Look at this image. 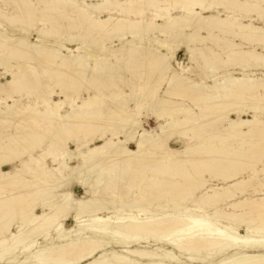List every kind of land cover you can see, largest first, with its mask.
Listing matches in <instances>:
<instances>
[{
  "label": "bare ground",
  "instance_id": "1",
  "mask_svg": "<svg viewBox=\"0 0 264 264\" xmlns=\"http://www.w3.org/2000/svg\"><path fill=\"white\" fill-rule=\"evenodd\" d=\"M38 1H44L49 5L51 12L57 11L64 17L69 16L70 13L75 14L77 21L73 19L76 23L72 27L80 33L95 35L93 42L99 45L98 50L114 54L115 62L120 65L138 64L140 70L145 72L142 77L143 80L148 81V87L146 86L147 88L136 95L137 107L130 117L119 113L122 106H117L116 109H112L111 114L105 115L96 104V100L100 97L99 93L96 94L95 99L72 107L71 112L65 115L57 110L62 109L60 103L55 102L54 106H51L46 99L43 100L45 111H39L31 105H26L16 112L13 111L14 105L6 104L5 111L0 108V125L14 124L15 129L13 135L5 137L0 134V156L5 163H12L15 160L21 163L20 170L0 176V262L4 264H201V262L202 264H264V198L251 196L241 201H231L237 191L243 194L240 188L247 187L245 184L249 182L234 183L232 180L236 170L233 175L223 171L216 172L214 178L220 177L226 182H232L222 192L211 186L207 177H204L205 169L209 165L201 164L199 160L202 153L211 148L209 144L220 135L216 133H211L208 137L196 135L203 124L215 119H211L214 117L211 116L212 114L208 117L205 111L234 99L236 93L249 91V85H254L256 88L254 90L264 97V78L253 79L249 75L224 76L223 79L212 84L199 83L187 78L191 83L184 84V79L171 72L175 55L169 56L162 52L163 49L177 52L178 49H173L172 44L183 40L184 44L189 46L186 42L188 37L204 41L207 37H214L216 33L243 38L248 45L255 42L264 45V27L257 26L256 19L250 15L257 14L258 21H264V11L258 7L264 5V0H90L92 3L82 0L84 6L79 5L75 0ZM16 2L21 6L30 3V0H16ZM33 10L23 9L22 14L28 17L35 13ZM149 10L153 13L148 12ZM221 10L226 13V17ZM243 11L245 15H241ZM103 14L107 16L102 18ZM1 17L3 13L0 11ZM5 18L8 20L9 17ZM28 22L31 27V21ZM57 22H54L55 25ZM56 29L55 27L54 30ZM201 32H206L208 36H202ZM158 33L165 38L157 37L154 41L157 47L150 45L153 41L150 39L151 35ZM102 36L119 38L126 40L127 43L119 48H106L107 40L99 42ZM66 37L68 41L82 39L85 42L83 39L85 37L80 35L76 37L69 34ZM96 39L99 43H96ZM145 40L146 43H140ZM234 46L223 49L222 52L210 51L208 48L199 51L203 63L210 70L206 75L207 78L212 75L210 73L217 74L230 64H239L245 71L251 67L264 69L262 52L257 51L256 48L245 47L243 44ZM0 48H2L0 67L7 64L3 62L4 59L8 60L10 55L15 54L31 66L46 64L56 68L58 75L66 74L70 79L75 78L83 87L86 83L82 82L84 77L112 75V67L106 57L101 55L87 57L81 54L79 49L70 50L71 55L68 56L63 53L62 47L57 49L54 46H37L29 37L11 38L1 32ZM91 61L95 64L94 68L90 65ZM12 69L10 67L8 70ZM120 69L124 68L120 66ZM125 69L130 74L135 71L129 67ZM10 75L12 76L10 82L0 84V95L6 87L17 86V89L21 87L23 90H31V87L23 84L15 73ZM138 75L141 76V72ZM66 78H63V88L69 80ZM36 80L38 82L39 79ZM40 83L37 85L43 87L42 92L47 93L42 81ZM91 85L94 90L98 88L92 83ZM88 86L90 87V84ZM165 86H167L165 91L167 96L162 97L159 94L165 90ZM35 90L37 91L36 88ZM252 92L251 94L254 93ZM10 96H6V99L2 98L0 104L3 101L7 102ZM73 96L74 93L71 97ZM37 97V99L42 98V95L38 94ZM252 99L254 98L251 97ZM189 100L193 102L196 110L187 104ZM209 104L212 108H206L207 110L204 111L203 107ZM150 110L164 122L149 131L146 129V124L150 118ZM236 110L232 107L222 111L221 118L236 114ZM24 112L31 115L26 116ZM144 112H149L144 116L146 120L143 117ZM203 117L206 118L205 121ZM104 126L107 133H111V139L85 150L82 146L90 143L86 141L76 145L75 151L72 150L71 143H75L76 140L85 141L92 129H101ZM245 126L251 128L249 133L253 136L254 134L258 137L264 136V121L256 116L253 121L243 118L238 122L229 121L227 137L235 138L236 135L239 140H245L246 134L241 131ZM189 131L194 132L191 140L195 144L181 151L174 150L171 143L182 138L181 136ZM234 133L238 134L234 135ZM200 140L202 143L198 144L197 141ZM45 144L48 145L43 148ZM36 151L41 152L39 157L33 155ZM216 151L214 149L215 154ZM26 155H29L28 160L24 159ZM253 155L257 154L253 153ZM254 156L250 153L246 157L250 159L248 163L252 164L249 169L252 178L257 179L261 173L264 174V163L262 156L260 159L257 158L259 160ZM49 161L52 165L48 163ZM75 162L76 165H72ZM261 165L263 169L259 170L257 167ZM27 176L29 179L26 178ZM257 181L256 183L262 184L264 188V180ZM208 186L211 187L207 193L197 198V194L207 190ZM78 189L83 191V194L79 193ZM7 193L9 195H6ZM178 198L181 200L177 201ZM189 199L203 210L206 214L204 217L170 212L171 203L175 202V205L179 206ZM223 206H228L231 211L227 212ZM42 208H45V211L39 213ZM156 209H159L161 214L157 213ZM107 212L112 215L110 219L103 218ZM135 213L151 216L141 219L135 216ZM16 214L20 215L23 226H16L18 219L15 217ZM70 221L75 225L63 226ZM47 239L48 245H44L42 240ZM152 242L168 246L169 249L160 247L153 250L146 249Z\"/></svg>",
  "mask_w": 264,
  "mask_h": 264
},
{
  "label": "rangeland",
  "instance_id": "2",
  "mask_svg": "<svg viewBox=\"0 0 264 264\" xmlns=\"http://www.w3.org/2000/svg\"><path fill=\"white\" fill-rule=\"evenodd\" d=\"M4 1L6 2V4ZM37 1L38 0H30L31 4L27 3L28 6H27V4H25V5L23 4L24 6L23 5L20 6V4H18L16 2V0H1L0 1V11H1V13H3V17L0 18V25H2V26H0V32L2 34H4L5 36H9L11 38L29 37L31 42L37 46H42V45L50 46V47L54 46L57 49L62 47L63 53L65 55H68V56L71 55L70 50H72V49H76V50L79 49L80 53L86 55L87 57H90L91 55H101L102 57H106L108 59V62L110 64V66L112 67L111 68L112 69V75L111 74L105 75V76L104 75H97V76L90 75V77H87V78L84 77L82 82L84 81L86 83L83 82L85 84V85L83 84L84 85V87H83L82 85L80 86L79 81L77 79L72 78V77L70 79V76H68L66 74L64 76V74L62 75L59 73L60 77L62 78V80H61L60 77H57L59 75L57 74L58 71L56 70V68H51V66L46 65V64L41 65V66H31L30 64H26L24 61L20 60L17 57V55L12 54L13 56L10 55V58H8V60H6V59L3 60V62H7V64L2 65V67H0V84L1 83L6 84V83L10 82L12 79V76L10 75V73H15L17 75V77L22 81L23 84H27V86L31 87V90H29V91L23 90L21 87H20V89L19 88L17 89V86L15 88L6 87L3 94L0 95V100L2 98L6 99L7 98L6 96H9V95H11V96H10V99L7 100V102L3 101L0 104V108L5 111V110H7L6 104H10V105H14L13 111L16 112L17 110H21L24 107H26V105H31V106L37 108L39 111H45L46 106H45V103L43 100L46 99L50 103L51 106H54L53 103H55V102L60 103L62 109H57V110L59 111L60 114L65 115V114H68L71 112L72 107H76V105H80L82 102L89 101L90 99H95L96 94L99 93V96L101 98L98 97V99L96 100V104L101 108V109L100 108L99 109L102 112H104L105 115L111 114L112 109L113 110L116 109L117 106H122V108L119 110V113L122 116L130 117L137 107L136 95L138 94L139 91L148 87V85H147L148 81L143 80L144 78L142 77L143 73L145 75V72L143 70L142 71L140 70V66L138 64L127 65V64L123 63L120 65L119 63L115 62V58H113L114 54H112V53L107 54L104 52H100L98 50L99 45H97L93 42L94 41L93 38H96L95 35H92L91 33L90 34L89 33L88 34L87 33H84V34L80 33L79 30H76V28L74 29V27H72V26H75V23H76L75 21H77L75 14L70 13L69 16L64 17V16L60 15L57 11L52 10V12H51L49 5L44 3V1H38V2ZM75 1H77L79 5L84 6L82 0H75ZM86 1L88 3H92V1H90V0H86ZM98 1H101V0H98ZM42 3H43V5H42ZM43 6L46 7L47 11L45 10V7H43ZM261 6H258L259 9L261 11H264V5H261ZM33 7L35 10H33ZM7 8H8V10H7ZM23 9L33 10V11H35V13L32 15H28V17H26L22 14ZM36 11H37V14H36ZM221 11H222V14L224 15V17H226V13L223 10H221ZM148 12L153 13V11H150V10ZM210 13H213V12H210ZM260 14H262V12ZM4 15H5V17L8 16L9 18L12 17L10 19L11 22H9L8 21L9 18L7 20V18H5ZM241 15H245V12L243 11ZM250 15H252V17L254 19H256L255 24L257 26L264 27V21L263 20L258 21L259 16H257V14L252 13ZM45 16L47 18L46 20H45ZM61 16L63 18H61ZM105 16H107V15L103 14L102 18H104ZM15 17L17 20H15ZM50 17L52 19L53 18L55 19V20L53 19V21L55 23L58 21L56 25ZM37 18L38 19L41 18V19L38 20ZM42 19H43V21H42ZM73 19H75V21ZM28 21H31V27H30V22H28ZM16 22H17V24H16ZM46 23H47V25H46ZM67 23H68V26L69 25L71 26V28H70V26L69 27L67 26ZM54 26L57 28L56 30H54V28H55ZM57 26H59V27H57ZM51 29H52V31H49ZM46 31L50 35L48 33L46 34ZM69 34H72L73 36H76V37L79 35L83 36V37H85V38H83L85 40V42H83L82 39L81 40L79 39L77 41H68L66 36ZM160 35H159V33L158 34H152L150 39H152L153 41L151 42L150 45L155 46L154 41L157 39V37L165 38V36L162 37V35L161 36ZM201 35L205 36V37L208 36L206 32H201ZM110 37L111 36H102L99 38V39H101L99 42H103L104 40H107L106 44H105L106 48H119L120 46H123L124 44L127 43L126 40H121L119 38L113 39V37L112 38H110ZM128 37H130L131 40L133 39L131 36H128ZM214 37L217 38L218 40L215 39ZM214 37H207V39L204 41H199V40H195L194 38L188 37V38H186V42H188L189 46L184 44V42H185L184 40L182 42L172 44L173 49L174 48L178 49L177 52H175L174 50L168 51V49H163L162 50L163 53H165L169 56H173V54L175 55V58L173 60V69L171 72H173L174 74H177L181 79H184L183 80L184 84L191 83V80L187 79V78H191V79H193L199 83L205 82V83H210V84H212L215 81L223 79L224 76L243 77L245 75H249V76L253 77V79L261 78V77L264 78V69L251 67L245 71V70H243L244 67L243 66L241 67L239 64L227 65V67H225L221 72H219L217 74L210 73V75L211 74L212 75L207 78L206 75H207V73L210 72V70L207 69V65L203 63V60H202L201 56L199 55V51L207 50V48H208V49H210V51L222 52L223 49L225 50L229 47H233L235 44L236 45L243 44L245 47H250L251 49L256 48L257 51L262 52L264 54V48H263L264 45H260V44H258V42H255V44L252 43V44L248 45V42H246L243 38L234 37V36H227V35L221 34V33H216ZM97 40L98 39H96V43L98 42ZM225 41H227L228 43ZM137 42L139 43V41H137ZM140 43H146V40L143 42H140ZM236 45L234 47H236ZM155 47H157V45ZM1 50H2V48H0V52H1ZM193 52H196V53L193 54ZM11 56H12V58H11ZM15 58H16V60H15ZM7 65L9 66V68L12 67L13 69L11 71H9L8 70L9 68ZM90 65L93 68L95 67L94 62H92V61H91ZM120 66L124 69H120ZM126 67L134 69L135 71L133 72V74L132 73L130 74L129 72L127 73V70L125 69ZM51 69H53V70H51ZM48 71H49V73H48ZM139 72H141V76L138 75ZM146 72L149 73V71H146ZM55 74H56V77H55ZM36 75L38 78H36ZM42 75H43V77H42ZM52 75H53L54 79L52 78ZM166 76H168V74H166ZM21 77H22V79H21ZM66 77L69 80L67 81V83H65V88H63L64 87V79L63 78H66ZM116 78H118V79H116ZM36 79H39L38 82H36L37 81ZM120 80H121V82H120ZM39 81L40 82L42 81V84H44L43 86H44L45 90H47V93L42 92V91H44V89H42L43 87L42 88L40 87L41 83ZM71 81H73V83ZM74 82L75 83L77 82L76 83L77 85L74 84ZM38 83H40V85H37ZM91 83L93 84V86L98 87V88L95 87L97 91L92 88ZM88 84H90V87L88 86ZM48 87H50V88H48ZM60 87H62V88H60ZM249 87H250L249 91L243 92V93L242 92L236 93L237 95L235 94L234 99L227 101L228 103L225 102L221 105L217 104V106H213V108L210 104L208 106L205 105L204 106L205 108L203 107V110L205 111L206 108H210V109L212 108L210 111H209V109L208 110L206 109L207 111H205V112L208 114V117H210V115L212 114L211 116H214V117H211V119L215 118L214 119L215 121L210 120V121L206 122L205 124H203L204 126H202L200 128V131L196 132V135L201 136V137H208V135L211 133H216L217 135H220L217 138H215L211 143L208 142V144L210 143L209 146L211 145L212 149L210 148L209 150H206L207 152L204 151V153L206 155H204V153H202L200 160L198 159L201 164H208L209 165V166H207L206 169H205V167H203V169L206 170L205 173L207 175L206 176L204 174L205 175L204 177H207V181L209 182V184L211 186H214L216 189H219V191L222 192V190H224L230 184H232V182H226V181L222 180L220 177L214 178V176L216 175V172H219V171H223L227 174L232 173V175H233L234 170H236L235 174H236L237 179H234V178H236L235 174H234V178L232 180L234 183L239 182V181H247V182L249 181L248 182V184L250 183L249 186L246 183L245 185L247 187L242 186L240 188L242 190L243 194L240 191H237L236 196L231 201H241L242 199H244L246 197H251V196L264 198V188L262 187V184L259 185V183H256V180H258L257 182L264 180V174L261 173L257 179L252 178L253 175L249 171V169H251V167H252V164L248 163V162H250V159H249V157L248 158L246 157V156H249L250 153H252V156H254L253 153H256L257 155H255L254 158L256 160H259L260 156H262L261 158H262V161L264 163V155H263L264 154V152H263L264 151V144H263L264 136L260 135L258 137V135H255V134L253 136V134L249 133L251 128L245 126V127L241 128V131L243 132L244 135L246 134L244 137L247 140L246 139L245 140H239L238 136L235 135L238 133H234L235 138H237L236 140L233 136L227 137V134H229V131H227L229 121L238 122L240 120V118L253 121V120H255L256 116H258V118H260L261 121H264V109H263L264 108L263 107L264 106V103H263L264 97H261V95L258 94L256 92V90H254V89H256L254 85H251V86L249 85ZM35 88L37 89V91L35 90ZM51 88H53V89L50 90ZM75 88H78L79 90L78 89L75 90ZM84 88H85V90H88L89 92L85 91ZM13 90L16 91V92L14 91L15 95L13 94ZM166 90H167V86H165V90L161 91L159 95L162 97H166L167 96V94L165 93ZM251 90L252 91L254 90L253 91L254 93ZM25 91H26V93H23ZM61 91L64 92L63 96H62ZM8 92H10V93H8ZM49 92H51L50 94L52 96L50 94H48ZM251 92L253 94H251ZM67 93H69V94H67ZM73 93H74V96L72 98L71 96ZM38 94L42 95V98L37 99ZM249 94H250V96H249ZM254 94H255V96H254ZM77 95H79V97ZM236 97L238 98V100H236ZM248 97H249V99H248ZM251 97H253L255 100L254 99L251 100ZM255 97L256 98L259 97L258 98L259 100L256 99ZM256 101H258V102H256ZM247 102H249V103H247ZM64 103H65V105H64ZM187 104L190 105L192 108H194V104H193V102L191 103V100L187 101ZM240 104H241V106H240ZM232 107L237 109L235 112L236 114L228 116V117L225 116V117L221 118L222 117L221 112L225 111L226 109L232 108ZM254 107H256V108H254ZM261 108H262V110H261ZM194 109L196 110V108H194ZM259 109H260V111H259ZM256 110H257V112H256ZM197 111H199V109ZM149 112H144L143 117L145 115H147V113L149 114ZM218 112H220V113H218ZM24 113L26 116L31 115L27 112H24ZM215 113H218V114L216 115ZM202 116H204V114H202ZM202 119L205 121L206 118L203 117ZM145 120H146V118H145ZM163 122L164 121L159 120V118H157V116L154 113H152V111H151L150 112V118L148 120V123L146 124V129H148L149 131L152 130L153 128L155 129L160 123H163ZM6 124H7V126L6 125L5 126L0 125V134L4 135L5 137L13 135L15 132L14 124L13 125H11L10 123H6ZM10 127H12V128H10ZM7 129H8V131H6ZM101 129H103V130L101 131ZM101 129H95V128L92 129V132H91L92 134L90 133L85 141L83 140L80 142V141L76 140L75 143H71L70 145H72L71 146L72 150L75 151L77 149L76 145L84 143L86 141H90V143L89 144L86 143V145L84 144L82 146L83 149H85V150L92 148L94 145L102 144L105 140L111 139V137H110L111 133L110 132L107 133L108 131L106 130V127L104 126ZM98 130H100V132ZM102 132L104 133L103 136H102ZM193 133L194 132L189 131L185 135H182L181 136L182 138H178V139L174 140L171 143V147L174 150L181 151V150H184L189 145H194L195 143L193 142V140H191V138L194 135ZM184 136H186V137L183 138ZM20 137H22V136H20ZM262 138H263V140H262ZM227 140H228V142H227ZM244 141H247V142H244ZM223 142H225V143H223ZM256 142L258 143V145ZM197 143L198 144L202 143V140L197 141ZM215 144H217V145H215ZM254 144H255V146H254ZM46 145H48V144H45L43 146V148L47 147ZM260 145H261V148H260ZM223 146H225V147H223ZM239 146L241 147V149ZM257 146H258V149H257ZM259 148H260V151H259ZM214 149H215V151L218 149L216 151V154L214 152ZM211 150H212V152H210ZM225 150H226V152H225ZM221 151H222V153H220ZM261 151L263 154L260 153ZM33 155L35 157H39L41 155V152L36 151L33 153ZM203 155L206 157H204ZM1 157L2 156H0V163H1L0 164V176L8 174V173H15L16 171L21 169V163L19 160H15L12 163H7V162L5 163L3 161V158H1ZM202 157H204V158H202ZM258 157H259V159H257ZM24 159L28 160L29 155H26L24 157ZM240 159L243 160V162ZM211 160H212V162H211ZM213 161H215V162H213ZM241 162H242V164H241ZM48 163L50 165H52L51 161H49ZM230 163H231V165H230ZM72 165H76V162L72 163ZM221 166H223V168ZM232 168H234V169H232ZM257 168L259 170H261V169H263V166L261 165V166H258ZM189 170L191 172H193L191 170V168H189ZM26 178L29 179L28 176ZM204 179H206V178H204ZM253 179H255L254 183H252ZM211 186H208L209 188L207 190H203L202 192H199L197 194V198L204 196L207 193V191L210 189ZM255 186H256V189H255ZM244 187H245V190L243 189ZM78 192L83 194V191H81L79 189H78ZM6 195H9V194L7 193ZM179 200H181V198H178L177 201H179ZM223 207L226 208L227 212L231 211L228 206H223ZM156 210H157V213H160L159 209H156ZM169 210H170V212H176V213L181 212L184 214L195 215V216H199V217H204L206 215L205 213H203V210L201 208H198L197 206H195L194 203L192 202V200H190V199L188 201H186L185 203H181L179 206H176L175 202L173 204L171 203L169 206ZM44 211H45V208H42L38 212L41 213ZM134 215L138 216L141 219H145L146 217L151 216L150 214H140V213H135ZM111 216L112 215H110L109 212H107L104 214L103 218L104 219H110ZM15 217H16V219L18 218L16 220V226H23L22 220L20 219V215L16 214ZM221 224H225V223H221ZM74 225H75V223L73 221H70L63 226L72 227ZM236 231H238V229H236ZM42 242L44 245H48L49 241L47 239V240H42ZM147 247L148 248H146V249H148V250H153L156 247H160L163 249H169L168 246H165V245L157 243V242H152L151 244H148ZM202 263L203 262H201V264ZM0 264H4V263L0 262Z\"/></svg>",
  "mask_w": 264,
  "mask_h": 264
}]
</instances>
